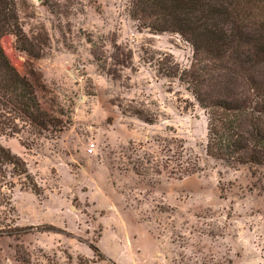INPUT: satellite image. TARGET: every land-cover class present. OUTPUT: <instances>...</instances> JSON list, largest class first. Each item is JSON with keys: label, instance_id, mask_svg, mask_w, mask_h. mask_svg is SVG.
I'll return each instance as SVG.
<instances>
[{"label": "rangeland", "instance_id": "rangeland-1", "mask_svg": "<svg viewBox=\"0 0 264 264\" xmlns=\"http://www.w3.org/2000/svg\"><path fill=\"white\" fill-rule=\"evenodd\" d=\"M17 3L42 56L1 44L57 126L3 139L41 193L0 209V264H264V170L208 155L206 111L160 71L192 46L140 29L128 0Z\"/></svg>", "mask_w": 264, "mask_h": 264}, {"label": "trees", "instance_id": "trees-1", "mask_svg": "<svg viewBox=\"0 0 264 264\" xmlns=\"http://www.w3.org/2000/svg\"><path fill=\"white\" fill-rule=\"evenodd\" d=\"M128 2L140 29L178 33L192 46L189 68L181 69L170 55L173 65L160 71L179 77L206 111L207 154L231 166L248 165L254 173L264 170V0ZM7 34L16 36L21 51L42 56L21 26L17 0H0V209L12 207L17 186L41 193L25 159L3 139L25 132L39 137L57 126L35 83L5 53L1 39Z\"/></svg>", "mask_w": 264, "mask_h": 264}, {"label": "built area", "instance_id": "built-area-1", "mask_svg": "<svg viewBox=\"0 0 264 264\" xmlns=\"http://www.w3.org/2000/svg\"><path fill=\"white\" fill-rule=\"evenodd\" d=\"M89 153H93L95 151V143H91L87 147Z\"/></svg>", "mask_w": 264, "mask_h": 264}]
</instances>
